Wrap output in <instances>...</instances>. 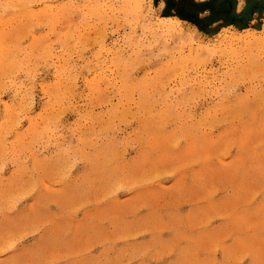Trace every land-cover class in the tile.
<instances>
[{"label": "rangeland", "instance_id": "obj_1", "mask_svg": "<svg viewBox=\"0 0 264 264\" xmlns=\"http://www.w3.org/2000/svg\"><path fill=\"white\" fill-rule=\"evenodd\" d=\"M0 264H264V0H0Z\"/></svg>", "mask_w": 264, "mask_h": 264}, {"label": "bare ground", "instance_id": "obj_2", "mask_svg": "<svg viewBox=\"0 0 264 264\" xmlns=\"http://www.w3.org/2000/svg\"><path fill=\"white\" fill-rule=\"evenodd\" d=\"M9 6V5H8ZM33 19V18H32Z\"/></svg>", "mask_w": 264, "mask_h": 264}]
</instances>
